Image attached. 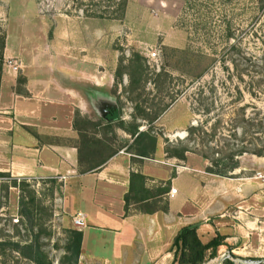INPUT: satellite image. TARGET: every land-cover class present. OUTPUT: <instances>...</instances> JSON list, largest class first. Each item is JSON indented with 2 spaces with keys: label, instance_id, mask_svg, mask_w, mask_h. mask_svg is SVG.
Returning <instances> with one entry per match:
<instances>
[{
  "label": "rangeland",
  "instance_id": "374dc122",
  "mask_svg": "<svg viewBox=\"0 0 264 264\" xmlns=\"http://www.w3.org/2000/svg\"><path fill=\"white\" fill-rule=\"evenodd\" d=\"M118 1L0 0V35L6 36L3 76L18 77L21 82L26 70L32 72L26 66L43 65L50 67L49 71L54 67L58 75V65L94 63L97 73L105 72L106 78L114 79L112 90L121 91V102L115 96L111 107L121 105L123 119L132 122L136 116L141 122L146 115L151 119L159 114L153 123L154 131L161 134L158 147L165 149L168 138L175 144L183 141L192 149L186 161L171 158L175 170L189 165L206 170L210 162L195 149L264 144V125L252 126L264 122V78H258L255 72L239 77L233 63L223 58L229 45L237 43L240 51L225 58L233 57V61L246 65L247 59L254 57L255 62L264 63V11L256 13L254 20L250 0H128L126 13L121 16ZM227 22L235 31L231 41L223 38ZM258 79L263 81L261 86L256 84ZM201 95L209 98L210 113L202 111ZM102 108L110 110L105 104ZM193 125H203L209 132L216 127L217 136L205 147L202 134L194 138L188 135ZM108 137L114 146L132 139L119 128ZM160 155L158 158H170ZM240 161L241 167L232 174L253 191L257 204L264 199V182L254 176L264 170V157L245 153ZM52 179L56 184L49 181ZM27 180L42 199L40 215L51 233L44 243L52 264H71L63 257L67 231L76 227L61 208V180L49 176ZM8 184V177H0V241L31 239V222L21 217L20 200L16 205L14 195L8 196ZM253 220L256 233L236 246L233 253L237 258L223 246L219 256L206 264H223L225 259L239 264L264 263V217ZM253 220L241 222L250 224ZM246 223L241 224L246 228ZM202 238L210 236L204 234ZM109 260L80 257L78 264H172L173 253L167 263L161 259L157 263L146 259ZM0 264L34 262L8 249L0 252Z\"/></svg>",
  "mask_w": 264,
  "mask_h": 264
},
{
  "label": "crops",
  "instance_id": "0c3cea01",
  "mask_svg": "<svg viewBox=\"0 0 264 264\" xmlns=\"http://www.w3.org/2000/svg\"><path fill=\"white\" fill-rule=\"evenodd\" d=\"M93 64L58 65V75L54 67L49 71L43 65L26 66L32 72L25 69L21 82L18 77L3 76L0 173L19 179L65 177L60 195L64 214L70 221L80 212L86 215L87 225L79 229L83 259L156 263L161 259L167 263L174 237L189 224L199 226L201 238L210 236L203 241L218 232L235 249L255 235L253 219L264 217V199L256 204L253 191L233 174L220 177L190 165L175 170L171 158H158L166 154L163 147H158L155 158H142L123 148L103 166L79 170L76 112L95 120L115 109L111 105L116 101L111 92L114 79L97 73ZM104 104L110 107L108 112ZM133 175L144 179L137 181ZM172 188L177 190L174 196ZM128 194L131 199L126 208ZM9 195H14L18 205V188L10 187ZM141 195L144 199L138 200ZM241 219L253 221L248 224Z\"/></svg>",
  "mask_w": 264,
  "mask_h": 264
},
{
  "label": "trees",
  "instance_id": "16d2710c",
  "mask_svg": "<svg viewBox=\"0 0 264 264\" xmlns=\"http://www.w3.org/2000/svg\"><path fill=\"white\" fill-rule=\"evenodd\" d=\"M250 8L259 14L260 11H264V0H250ZM117 12L123 16L126 13L128 7V0H119ZM235 31L230 22L226 23L223 38L232 40ZM6 46V36L4 33L0 35V83L3 77V61H4V49ZM230 50L227 54L223 55L225 61L233 63L234 70L239 73V77L243 74L256 73L258 78H264V63L255 62L257 61L254 57L247 59L246 65L243 63H237L231 59L225 58L231 56L235 52L240 51L241 47L237 43L229 45ZM254 60V61H253ZM141 68V67H140ZM228 72L230 69L225 65ZM253 69V70H251ZM144 72V68H143ZM116 83V82H115ZM258 86L263 84V81L258 79L256 81ZM114 95L117 97L118 102H121V95L115 89L112 90ZM209 98L199 97V109L204 113H210L212 104L208 102ZM167 106L161 110L165 111ZM142 112H145L142 109ZM160 112V113H161ZM142 117V121L145 123L138 122L137 117L134 116L132 122H127L123 119V108L118 106L114 110H111L105 117H101L97 120L89 117H83L79 111L76 112L75 126L79 130V140L77 141V147L79 151V170L81 172H87L95 170L103 166L112 156H114L121 149L126 148L132 154L140 156L142 158H155L158 149L159 136L161 134L156 133L153 129V123L158 119L159 114L151 119ZM144 118V119H143ZM144 130H141L144 126ZM254 125H264V122H259ZM122 129L128 135L131 136L130 140L122 141L119 146H114L108 136L110 133L116 134L117 129ZM188 135L190 138L194 136L201 137L205 144L208 146V142L212 141L217 136V128L213 127L212 131L206 130L203 125H193L188 128ZM117 137V136H116ZM165 153L170 158H178L182 161H186L188 158V152L192 149L188 145L180 141L178 144L170 142L168 138L165 139ZM252 147L249 146H235L233 148L230 145L225 146V149H217L208 147V149L200 151L195 149L202 154L204 159L210 162V165L206 167L208 173L214 174L220 177H230L232 173L241 167L240 157L245 153L264 157V144L259 146L257 142H253ZM204 147V148H205ZM213 150V152H211ZM0 177H8L10 184L5 185L7 192L10 187H16L20 190V203L21 210L20 215L24 220L31 222L30 231L32 232L31 239L13 241L11 239H5L0 241V252H5L10 249L16 251L24 258H27L34 262V264H52L49 253L46 250L44 238L50 236V232L44 226V222L41 217V198H38V191L32 188V185L28 182L27 178H13L8 173H0ZM135 180L144 179L141 175H133ZM53 185L56 184V180H49ZM1 188V186H0ZM130 195L126 196V208L130 204ZM143 200L144 195L137 198ZM143 207V206H142ZM167 208H164L166 210ZM24 223V221H22ZM199 226L197 224H189L182 227L174 237V240L169 248V251L173 253L172 264H206L210 260L219 256L220 248L227 246L232 256L237 258L238 256L233 253L235 247L229 245L226 242L227 236L221 233H216L209 241L205 242L199 235ZM68 239L65 245L64 260L70 261L71 264H78L83 243V232L77 228L68 229ZM223 264H239L232 259H225ZM264 264V263H261Z\"/></svg>",
  "mask_w": 264,
  "mask_h": 264
},
{
  "label": "built area",
  "instance_id": "2783aa9c",
  "mask_svg": "<svg viewBox=\"0 0 264 264\" xmlns=\"http://www.w3.org/2000/svg\"><path fill=\"white\" fill-rule=\"evenodd\" d=\"M255 179L257 180H261L264 182V170L263 171H259L255 174L254 176ZM65 177H61L60 180H64ZM177 193L176 188H172L170 190V195L174 196ZM73 225L77 228V229H82L84 227H86L87 223H86V215L82 212L78 213L77 215H75L72 219ZM224 259V258H223Z\"/></svg>",
  "mask_w": 264,
  "mask_h": 264
},
{
  "label": "water",
  "instance_id": "95a60500",
  "mask_svg": "<svg viewBox=\"0 0 264 264\" xmlns=\"http://www.w3.org/2000/svg\"><path fill=\"white\" fill-rule=\"evenodd\" d=\"M141 130H144L143 128H141ZM244 264H247V263H244Z\"/></svg>",
  "mask_w": 264,
  "mask_h": 264
}]
</instances>
